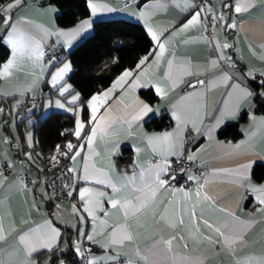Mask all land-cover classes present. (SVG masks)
Instances as JSON below:
<instances>
[{
  "label": "crops",
  "instance_id": "1",
  "mask_svg": "<svg viewBox=\"0 0 264 264\" xmlns=\"http://www.w3.org/2000/svg\"><path fill=\"white\" fill-rule=\"evenodd\" d=\"M126 0H94V2L111 8L112 11L98 13L95 16L91 14L89 8L90 0H86L89 9V15L71 26L59 27L55 23L57 8L54 4L46 0H25L22 7L14 8L12 12V21H28L22 24V27L36 39L41 41L42 50L46 46H55L63 54L69 52L85 35L91 32L93 22L96 19L120 16L142 24L145 31L152 41L151 51L147 54L148 60L144 65H140L131 71L133 76L128 82L117 88L106 100L103 107L99 108L97 116L104 114L111 108V123L103 134L98 132L93 143L95 150L89 161L90 166L103 169L113 177L117 187L120 184L116 177L133 173L138 174L141 168L148 169L150 164H155L162 158L152 152L146 139L153 134L161 135L163 133L179 132L180 145L178 155L168 157H177L185 152L186 158L193 155V160H198L203 170V177L199 179V185H204L201 189L202 195L207 194L210 201L201 200L197 206V213L203 208L204 218L208 219L214 225L221 226L230 218L225 212L219 209L223 208L231 211L245 223H251V226L245 232V245L237 244V256L264 255V213L258 212L261 207L255 195L233 182L234 177L224 174L222 169L234 168L242 160H250L253 165L258 161H264V112H255L252 102V94L242 98L235 107L234 111L226 110V101L229 100V94L233 91V85L239 83L242 87L252 93L251 81L256 78L258 81L264 80V0H253L254 6L236 13L234 5L236 0H209L212 14L219 17L225 16L224 21H218L215 30L212 27L210 34L203 33L202 25L193 26L183 32H179L172 37L174 29L179 28L186 22L194 9H187L186 4H192V0H137L134 3L124 5ZM11 0L0 6H6ZM233 5L232 8L222 5ZM162 5V7H154ZM146 12V18H141L140 13ZM89 20L91 27L83 30L79 35L66 43L63 37L56 35H44V30L48 32L70 31L76 28L83 20ZM147 21V22H146ZM235 22V28H228L227 25ZM148 26H151L157 34L162 33L161 40L168 39L166 51L161 59L155 61V56L151 55L157 50L156 42L152 40L148 32ZM0 26V35L3 43L9 48V54L6 60L0 65V72L4 65L12 58L11 46L5 43L6 29ZM205 37L213 40L208 43ZM170 38V39H169ZM227 42L230 48L223 49L222 53L214 45ZM231 57L234 67H229L227 60H219V56ZM43 57L37 60L35 56L31 58L25 56L17 57L15 64L9 69L8 76H0V165L7 166L8 170L3 173V179L0 180V215L3 216V233L6 237L0 240V252L5 253L15 250L19 236L45 221H51L53 226L58 228L61 236L56 243L51 254L46 249L38 250L33 253L32 260L36 264H51L54 255L66 250L78 239V229L86 233L93 230V222L88 218L84 223H80L78 215L72 211V206L77 205L81 209L79 202V189L84 186H92L105 191L108 196L115 195L110 187L95 184H85L83 180H75V190L73 197L61 200H51L46 189L41 183L36 182L30 186L21 183L18 175L21 172L35 173L36 168H31L35 164L37 155L31 149L34 145L33 133H23L21 127L19 130V139L15 137L6 121L8 113L7 106L14 100H21L22 107L25 103L27 93L34 95L38 99V104L33 112H38L32 116L33 123L43 114L51 110L67 111L74 115L73 136L76 119H80L85 124L84 132L90 131L92 124L90 122L91 110L87 107V101L95 94H101L111 88L112 84L120 77L119 74L114 81L99 92L92 94L84 104L77 102V105H70L68 101L73 95L79 94L73 90L72 85L66 80L71 72L72 66L68 59H63L49 67V62ZM56 62V61H54ZM169 62L172 67L169 68ZM64 63L70 64V71L67 72L60 82L69 88V92L64 97H60L57 88L51 86L50 73H54L58 67ZM190 65V70L185 71L184 65ZM43 68V71L41 70ZM143 72L142 75L140 73ZM225 75L228 79H224ZM139 76L142 86L135 89L130 88L135 77ZM254 77V78H253ZM204 81L203 84L198 83ZM195 82V83H194ZM194 83L190 86V84ZM162 89V94L157 95L156 86ZM42 86L45 91H42ZM151 88L155 100L152 102L143 98L140 90ZM80 96V95H79ZM60 99L65 105L64 108H58L55 101ZM7 100V101H4ZM137 101L148 104L153 111L142 116L139 120H132V116L138 107ZM40 104V105H39ZM186 106H191L192 111L187 114V118L182 120L179 129L177 120L173 118L176 112L182 116L185 114ZM3 107V108H2ZM86 108V117L83 116ZM168 112L172 118V124L165 129H151L144 125V121L152 116H159L162 112ZM11 113H9L10 115ZM128 121L131 122L129 126ZM236 122L240 135L237 139L222 138L217 133L227 123ZM29 124L28 128H30ZM88 126V127H87ZM192 135L189 136L188 133ZM83 137V132H82ZM30 137V141H29ZM25 138V139H24ZM76 138V137H75ZM80 140L78 144L83 143ZM235 145H241L240 153H250L247 156H237L230 154ZM231 146V147H230ZM139 150V151H137ZM127 151L130 163L126 169L119 168L116 158L122 156ZM88 155L87 146L81 156L77 157L75 164L68 158L69 168L77 167L82 173L84 156ZM192 161V160H191ZM9 163L12 165L9 167ZM252 167L248 170L249 178ZM75 176V173H72ZM189 175L194 176L188 172ZM196 177V176H195ZM207 180V184H205ZM250 182L254 186H264V179L259 183ZM245 183H248L245 181ZM196 181H192L188 187L180 185L172 186L179 189L184 188L193 193L192 202H195V191L199 187ZM130 196H136L131 188L126 190ZM46 194V195H45ZM182 197V194H180ZM249 198V204L246 200ZM172 199L169 192H161L157 195L153 208L156 210V220H153V208H150L145 215L139 218L140 227H133V231L139 232L137 239L133 242H124L122 245H115L110 250L108 256L97 244H91L84 240L86 248H91L96 257H104L101 264H181V257L192 256L202 260L203 264H235V257L232 252L222 248L219 244L210 243L205 240V236H211L216 239V234L207 229L203 223L198 225L199 232L195 231L193 222L190 220L187 212L184 214V225L176 229L165 228L163 224H157L159 214L163 211V206L168 200ZM104 208L111 213L107 217L109 225H117L123 222V211L111 209L107 197L102 201ZM191 203L187 208L191 209ZM59 205V208H57ZM176 215L169 213V219L178 220L179 205L174 206ZM87 215L86 213L84 214ZM100 219H105L103 212L97 213ZM130 225L135 226L136 220H130ZM98 230L99 223L97 222ZM107 231V229H105ZM70 237H67L68 233ZM190 233L197 237L194 241ZM177 235L173 241L171 252L166 251L164 245L160 244L161 239H168L171 235ZM183 235L189 245L184 247V241L179 239ZM106 239V237H105ZM103 242V241H102ZM118 254V255H117Z\"/></svg>",
  "mask_w": 264,
  "mask_h": 264
},
{
  "label": "snow or ice",
  "instance_id": "2",
  "mask_svg": "<svg viewBox=\"0 0 264 264\" xmlns=\"http://www.w3.org/2000/svg\"><path fill=\"white\" fill-rule=\"evenodd\" d=\"M25 3V0H11L6 6H0V26L4 27L7 31L5 33L6 40L4 41L11 46L13 58L4 65L3 71L0 72V76H8L9 69L15 64L17 57H29L35 56L37 60H42L44 53L41 48V41L36 39L33 35L29 34L23 27L22 24L29 23L28 21H12V12L14 8L22 7ZM253 0H236L234 9L236 13L246 11L247 9L253 7ZM154 7H162V5H156ZM223 7L232 8L233 5H222ZM89 8L91 9V14L95 16L98 13L110 12L111 8H107L102 4L90 0ZM187 9H196L190 15V18L186 20L179 28H176L172 31L171 36H176L179 32H183L186 29L202 25L204 30L207 31L209 26L212 27L213 31L218 21H224L226 18L223 14L219 17L212 14V10L205 6L197 7L194 3L186 4ZM207 13V15H202ZM147 13L141 12L140 17L146 18ZM147 22V21H146ZM235 22L227 25L228 28H235ZM91 23L89 20H83L76 28L70 31H60L48 32L44 30V35H56L57 37H63L66 43H70L77 35H79L83 30L90 28ZM148 32L151 35L153 41L156 42L157 50L151 55L155 56V61H159L166 51V44L168 39L164 41L161 40V35L157 34L151 26H148ZM170 39V38H169ZM208 43H213V40L209 37H205ZM216 48L221 50L230 48L227 42L222 45L218 42L214 45ZM227 60L229 67H234L231 62V57L229 56H219L217 61H213V65H216L219 60ZM148 60V56L143 57L137 67L144 65ZM54 61L49 62V67H53ZM70 64L64 63L62 67H58L54 73H50L51 76V86L57 88V85L63 80L65 74L70 71ZM172 67V63L169 62V68ZM43 71V68L41 69ZM184 70L189 71L190 65L185 64ZM143 72L140 73L142 75ZM264 75V73H262ZM133 76L131 71L125 70L123 74L118 77V79L112 84L111 88L107 91H104L101 94L93 95L87 101V107L91 110L90 112V122L92 127L90 131L84 132L85 124L80 119H76L74 135L77 141L83 140V143L74 144L69 141L64 148L66 151H61V146H57L56 151L61 155L66 156L75 164L77 157L81 156V152L84 151L85 145L87 146L88 155L84 156L82 173L77 167H70L68 171L70 173H75L73 179L83 180L85 184L99 185L104 188L110 187L115 195L108 196V194L101 190L100 188H95L92 186H84L79 189V202L81 209L77 208V205L72 206V211L74 214L78 215L80 223H84L88 218H91L93 222V230L91 233H86L81 229H78V239L77 242L73 245V251L75 252L77 258L80 261V264H101V261L104 257H96L91 248H85L83 246V241L87 240L91 244H97L99 247L110 256V250L115 245H122L124 242H133L137 239L139 232L133 231V227H140L139 218L145 213L148 212L150 208H153L155 204L157 195L161 192H169L172 199L166 202V205L163 206V211L159 214V220L156 221L157 224H163L165 228L176 229L178 226L184 225V214L187 212L190 220L193 222L195 231L199 232L198 225L203 223V225L216 234V239L213 240L211 236H205L204 239L208 240L210 243L219 244L222 248L227 249L232 252L235 257V264H264V255L261 256H237V244L245 245V232L251 226V223H245L241 221L238 217L234 216L231 211L226 209H219L221 212H225L226 215L230 218L221 226L214 225L208 219L204 218L203 208L200 212L197 213V206L200 205L201 200L210 201V197L205 193L202 195L201 189L204 185H199V179L195 176L189 175L188 179L196 181L199 187H197L194 195L195 202H192L193 193L185 190L184 188H173L168 179H165L169 175L171 164L168 161L169 156L178 155V148H182L180 145V136L179 132L175 135L173 133H163L161 135L153 134L147 136L149 146L152 149V152L160 156L162 159L155 164H150L148 169L141 168L138 174L133 173V175L128 176L124 174L122 176L116 177V181L120 184V187H117V183L114 182L113 177L109 175L108 172L103 169L95 168V166H90L89 161L92 158L95 150L93 148L94 140L97 137L98 132L101 134L109 127L111 123L110 112L111 108L105 111L104 114L97 116L99 108L103 107L106 100L111 96V94L119 87H123L130 77ZM254 78V77H253ZM224 79H228V76L225 75ZM198 83L203 84L204 81H199ZM261 85L264 86V80H262ZM142 86L140 84L139 76L133 79V82L130 85V88L135 89L136 87ZM195 87V85H193ZM58 94L60 97H64L69 88L60 84L57 88ZM157 95L162 94V89L159 85L156 86ZM252 93L242 87L239 83L233 85V91L229 94V100L226 101V110L231 112L235 110L238 102ZM80 100L79 94L73 95L68 101L70 105H77V102ZM55 104L58 108H64L65 105L61 103L60 99L55 101ZM138 107L135 111V114L132 116V120H139L142 116L146 115L149 112H152L153 109L146 103L142 101H137ZM78 106V105H77ZM191 106H186L185 114L182 116L176 112L173 113V118L177 120V128L179 129L180 123L182 120L187 118V114L192 111ZM2 112V110H0ZM132 121H128L129 126H131ZM264 123V120L261 121ZM83 132V137H82ZM30 141V137H29ZM231 147V146H230ZM241 145H235L233 152L237 156H247L250 153H240L239 149ZM139 151V150H137ZM53 160L56 157L52 158ZM188 160H193L194 156L189 155ZM12 165L9 163L8 165ZM252 167V161L242 160L234 168L222 169L224 174L234 177L233 182L245 187L248 191L255 195L257 203L261 206L257 208L258 212L264 213V186H254L250 182L248 170ZM3 179V173L0 171V180ZM171 180H175L176 176L171 175ZM247 181L248 183H245ZM205 180V184H207ZM66 188L70 190L67 192L68 196H72L73 191L75 190L74 185L69 184L65 185ZM131 188L135 193H138L136 196H130L127 194L126 190ZM182 194V197L180 196ZM46 195V194H45ZM107 197L108 203L113 210H122L123 211V222L117 225H109L107 217L111 215L103 206V199ZM191 203V209L187 208V205ZM175 205H179V218L178 220L169 219V213L172 212V215H176ZM59 208V205H57ZM98 212H103L105 219H100L97 215ZM87 214L86 216L84 214ZM153 220H156V210L153 208ZM130 220H136L137 224L135 226L130 225ZM99 223V230L97 226ZM107 229V231H105ZM3 233V216L0 215V240L5 239L2 235ZM61 233L58 228L53 226L51 221H45L44 223L38 225L37 227L31 229L28 232L19 236L18 244L14 251L5 253L0 252V264H36L32 260L33 253L41 249H46L49 254L52 253L54 247L56 246L57 241L59 240ZM106 237V239H105ZM190 237L196 241L197 237L190 233ZM177 239V235L173 234L168 239H161L160 244L164 245L166 251L171 252L173 241ZM181 241H184V247L188 248L189 245L187 240L183 235L179 236ZM103 241V242H102ZM118 255V254H117ZM60 264H65L64 260L60 261ZM147 264V260H146ZM175 264V261H173ZM181 264H203L202 260L192 257L184 256L181 257Z\"/></svg>",
  "mask_w": 264,
  "mask_h": 264
},
{
  "label": "trees",
  "instance_id": "3",
  "mask_svg": "<svg viewBox=\"0 0 264 264\" xmlns=\"http://www.w3.org/2000/svg\"><path fill=\"white\" fill-rule=\"evenodd\" d=\"M7 1L9 0H0V5ZM46 2L56 6L55 23L59 27L71 26L89 15L86 0H46ZM3 30L4 28L2 32ZM151 48L152 41L141 23L120 16L96 19L91 32L69 52L63 54L61 60L68 59L72 66L66 80L72 85L73 90L79 93V103L84 104L92 94L109 86L123 71L136 68ZM8 54L9 48L3 43L0 35V65L6 60ZM250 81L254 111L264 112V86L256 78ZM41 90L45 91V87L42 86ZM139 94L150 102L155 100L151 88L142 89ZM37 113L32 112L34 115ZM83 116L86 117V108ZM73 124V113L56 110L47 112L31 123L30 126L34 131V145L31 151L37 155L35 164L32 163L31 168L39 169L43 165L45 155L50 151L67 158L57 153L56 148L59 145L61 151H66L64 146L69 141L78 144L79 141L73 136ZM171 124L172 118L166 111L144 121L147 128L156 130L168 128ZM240 133L237 123L231 122L220 129L217 136L237 139ZM116 163L119 168L128 167L130 159L127 151L116 158ZM250 179L254 183L264 179V161H258L253 165ZM246 204H249V198ZM70 234L69 232L67 237H70ZM61 260L76 264L77 256L71 246L58 255H54L51 264Z\"/></svg>",
  "mask_w": 264,
  "mask_h": 264
},
{
  "label": "built area",
  "instance_id": "4",
  "mask_svg": "<svg viewBox=\"0 0 264 264\" xmlns=\"http://www.w3.org/2000/svg\"><path fill=\"white\" fill-rule=\"evenodd\" d=\"M137 0H126L123 2L124 5H128L130 3H134ZM193 3L197 6H205L210 8V1L209 0H192ZM196 10V9H194ZM202 15H207L204 13ZM211 26H209L208 30L205 31L204 28L202 29L203 33L206 35L210 34ZM44 58L51 61H58L63 58V53L56 48L55 46H46L43 49ZM25 104L31 107H35L38 104V99L36 96L31 95L30 93L26 94L25 97ZM189 136L192 134L189 132ZM56 157L55 160L52 158ZM171 164V169L169 175L165 177V179L169 180L171 186L180 185L183 187H188L191 185L192 180H189L187 177V173L190 172L194 176L198 178L203 177V170L199 165L198 160H188L186 158L185 152L181 153L177 157H172L169 159ZM69 168V161L68 158L61 157L56 154L54 151L48 152L43 160V165L37 169L35 173H28V172H21L18 177L21 183L25 186H30L36 182L42 184V186L46 189V192L51 200H61L73 197L74 191L72 196H68L67 192L70 190L66 188L65 185L72 184L74 185L76 181L73 179L72 173L68 171ZM8 170L7 166L0 165V171L5 173ZM175 175L176 179L171 180L170 176ZM83 246L86 248L85 243ZM54 264H60V262H55ZM65 264H72L70 262ZM76 264H80L79 259L77 258Z\"/></svg>",
  "mask_w": 264,
  "mask_h": 264
},
{
  "label": "rangeland",
  "instance_id": "5",
  "mask_svg": "<svg viewBox=\"0 0 264 264\" xmlns=\"http://www.w3.org/2000/svg\"><path fill=\"white\" fill-rule=\"evenodd\" d=\"M21 103L22 101L19 99L14 100L10 103V106H7L6 108V113H8V116L6 117V121L7 119H9L8 124L10 126V130L12 131L15 137L17 136V139H19V135H18L19 126L21 127L23 133L26 132H28V134L33 133V127L28 128V126L33 121L32 116L29 114H31L34 111L35 107H31L24 104L22 107H19ZM9 113L11 114L9 115Z\"/></svg>",
  "mask_w": 264,
  "mask_h": 264
},
{
  "label": "water",
  "instance_id": "6",
  "mask_svg": "<svg viewBox=\"0 0 264 264\" xmlns=\"http://www.w3.org/2000/svg\"><path fill=\"white\" fill-rule=\"evenodd\" d=\"M194 83H195V82H194ZM194 83L190 84V86H191V85H194Z\"/></svg>",
  "mask_w": 264,
  "mask_h": 264
}]
</instances>
